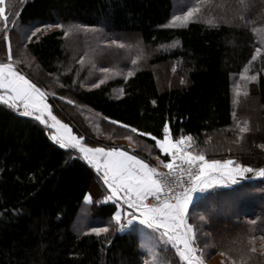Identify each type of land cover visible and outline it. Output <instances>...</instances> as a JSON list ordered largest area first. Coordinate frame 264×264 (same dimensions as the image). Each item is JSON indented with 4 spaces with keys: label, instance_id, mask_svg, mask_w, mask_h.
<instances>
[{
    "label": "trees",
    "instance_id": "trees-1",
    "mask_svg": "<svg viewBox=\"0 0 264 264\" xmlns=\"http://www.w3.org/2000/svg\"><path fill=\"white\" fill-rule=\"evenodd\" d=\"M127 34L152 50L129 75ZM6 61L90 146L165 169L169 135L244 168L189 221L202 260L264 264V0H0ZM108 193L88 159L0 99V264H187L165 231L123 228Z\"/></svg>",
    "mask_w": 264,
    "mask_h": 264
},
{
    "label": "rangeland",
    "instance_id": "rangeland-1",
    "mask_svg": "<svg viewBox=\"0 0 264 264\" xmlns=\"http://www.w3.org/2000/svg\"><path fill=\"white\" fill-rule=\"evenodd\" d=\"M175 15L177 20L181 18L179 15ZM123 37L124 45L126 47L131 49H133V46L136 47L133 52V54H135V57H133V62L128 63V66L131 64L133 65L132 68L129 67L130 70L121 68L122 71L124 70L123 72H125L126 75H129L138 68H143L148 64L152 50L148 46H145L140 40H138L136 35L127 34ZM17 69L18 68L16 67V64L11 61L0 63V99L13 104L15 107H19L23 112L32 114L34 117L42 121L58 142L64 146H69L75 149L83 157L88 159L94 165V168L100 175L102 181L105 183V185H107V177L104 171L109 175L110 170L108 171L106 169V158H111L112 153H116L117 150H128L125 149L123 144L110 149L104 146L94 147L84 143L82 137L74 131L72 126L69 123L63 121L54 112L52 105L48 102L47 92L31 81L26 74L20 72ZM122 71H118V73H121ZM159 75L161 80H163L164 71H162V69H159ZM175 142V145H179L181 147L183 146L185 151L188 150V153H183L181 156L177 150L168 152L169 163L173 159H200L193 153V143L188 138H183ZM130 145L131 144H128V147L131 148ZM201 160H204L205 162V164L203 163V172L198 178L193 193L185 198L187 201L186 204L182 203L175 209L170 208L167 205H162L156 209L142 206L140 199L146 194L154 191L150 190L148 187L152 186V182L156 183L153 175L156 171L161 170L159 167L147 163L145 170L147 173L148 171L153 172L152 180L150 182L143 183L146 189H143L142 191H126L127 197L125 196V199L121 200V202L122 206L126 205L128 208L130 207L129 209L131 211L128 214L118 215L115 218L118 223L123 224V228H127L130 224L138 221L147 225L148 227L165 231L167 233V237L177 248L181 257L187 264H213V262H220L217 258H213L211 261H204L201 259V248L194 242V226L189 221L190 206L210 189L218 186L232 185L241 180V176L243 178L246 175V170H244V168L241 169L238 167L233 160ZM134 169H137L136 166ZM145 170L143 171L145 172ZM120 172H122V169ZM120 175L115 176L119 177ZM256 177L264 178V170L257 172ZM129 199H131L132 202L129 201ZM90 200L91 198L88 196L87 201ZM132 207L136 208L133 209ZM159 212L162 214L160 215ZM138 217H140V219ZM144 217L146 219L141 220ZM126 221L131 222L127 224ZM175 221H179V230H175V226L173 225V222Z\"/></svg>",
    "mask_w": 264,
    "mask_h": 264
},
{
    "label": "crops",
    "instance_id": "crops-1",
    "mask_svg": "<svg viewBox=\"0 0 264 264\" xmlns=\"http://www.w3.org/2000/svg\"><path fill=\"white\" fill-rule=\"evenodd\" d=\"M159 146L161 147L162 151L164 153H168L172 150H177L179 154L182 156V154H187L188 150L185 151L184 147L175 145L176 142L173 141L169 135H166L164 139L158 141ZM133 150L135 149L134 146L130 145ZM116 152V151H115ZM106 169L109 171L110 174L108 175L107 172L104 171L107 177V186L109 189V194L105 198L107 201L115 202L118 205V209L115 213V217L118 215H124L128 214L131 210L125 205L122 206L121 200L125 199V196L127 197L126 191H142L145 188V185L143 183L150 182L152 180L153 172L148 171V173L145 170V166H147V163L141 160L135 153L128 152L124 150H117L116 153H112L111 158H106ZM141 162V165H140ZM136 166V170L134 169ZM205 164V162H204ZM151 167V166H150ZM149 168V167H147ZM122 169V172H120ZM150 169V168H149ZM145 170V172L143 171ZM103 173V172H102ZM103 173V174H104ZM122 173V174H121ZM120 175L122 177H116L115 175ZM118 178V179H117ZM111 181V182H110ZM152 186H149L148 188L150 190H156L157 185L156 183L152 182ZM136 189V190H135ZM129 198V197H128ZM131 201V199H129ZM132 202V201H131ZM186 199L183 198L179 200L177 203L170 205V208H177L178 205H181L182 203L186 204ZM131 204L130 202H128ZM135 209L134 207H132ZM132 209V210H133ZM141 209V208H140ZM143 209V208H142ZM145 210V209H143ZM144 212V211H142ZM161 215L162 213L159 212ZM169 214V213H167ZM129 218V217H127ZM140 219V217H138ZM146 219L145 217L141 220ZM125 221V220H124ZM131 221H126L128 224ZM191 231V230H190Z\"/></svg>",
    "mask_w": 264,
    "mask_h": 264
},
{
    "label": "built area",
    "instance_id": "built-area-1",
    "mask_svg": "<svg viewBox=\"0 0 264 264\" xmlns=\"http://www.w3.org/2000/svg\"><path fill=\"white\" fill-rule=\"evenodd\" d=\"M204 160L173 159L168 167L154 173L157 189L140 199L142 206L156 209L173 205L191 195L203 172ZM179 230V221L173 222Z\"/></svg>",
    "mask_w": 264,
    "mask_h": 264
}]
</instances>
